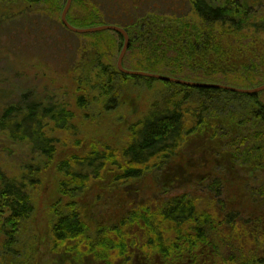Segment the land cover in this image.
I'll return each mask as SVG.
<instances>
[{
	"label": "rangeland",
	"instance_id": "rangeland-1",
	"mask_svg": "<svg viewBox=\"0 0 264 264\" xmlns=\"http://www.w3.org/2000/svg\"><path fill=\"white\" fill-rule=\"evenodd\" d=\"M62 1L51 0L49 8L41 0L38 5L48 11L45 14L37 13L8 24L0 23V111L25 93L58 103L73 113L68 129H56L54 122H49L44 128V132L53 138L56 149V155L51 160L38 155L36 160L40 161H34L37 154H31L32 151L26 145L18 148L3 137L0 138L2 171L10 177L19 176L27 165L31 166L26 168L32 173L31 177H38L37 183L26 187L33 212L20 227L21 234L17 236L16 243L10 244L5 240L0 223V264H153L155 260L149 259L148 251L143 249L149 260L140 247L138 250L137 246L132 245L133 241L139 245L143 240V234L133 225L126 227L130 230L122 232L116 239L118 244L126 246V252L119 246L106 249L99 247L104 255L101 259L95 257L93 261L85 258L86 252H81L82 246H85L81 238L78 241L54 242L52 224L71 200L90 229L100 225H116L122 216L137 209L140 204L159 205L174 195L184 194L207 214L214 212L221 215L233 211L240 213L244 220H260L264 232V138H261L264 129L259 128L260 123L253 111L257 109L255 106L258 103H264V90L258 92L257 102L245 99L242 104L230 108V112L222 114L199 110L197 104L186 100L181 109L185 113L187 125H195V128L172 156L158 159L144 175L130 180L119 179V164L108 163L101 171V176L92 179L76 196L70 198L62 194L60 183L65 178L64 172L59 169L62 160L69 159L73 154L83 156L91 145L101 148L107 144L121 153L127 142L128 127L143 118L152 104L161 102L171 92V87L159 79L138 81L119 70L117 59L124 41L121 39L118 44L112 40L115 38L113 35H108V38H103V60L125 76L114 84L117 97L113 96V92L106 95L102 80L97 75L96 61L92 60L94 56L77 54L79 48L86 44L80 34L90 32L73 34L64 29L61 24ZM5 2L0 4V19L17 11L23 4L12 0ZM155 2L159 3V0ZM251 2L254 11L264 13V0ZM179 5L184 13L183 17L177 19L179 26L186 24L191 28L198 17L186 1ZM163 8L166 13H170L167 7ZM180 19L181 22L178 21ZM237 37L239 39L233 46V54L237 51L239 62L241 58L244 63L242 67H237L239 69H234L241 73L237 75L238 79L244 78L243 74H246L249 80L241 88L264 84V32L256 31L251 26L242 28ZM102 47L101 44V53ZM127 50L128 47L123 56H126V62L123 63L122 58L121 63L130 69L129 61L135 59V55ZM166 52L168 58L175 56L174 50ZM244 65L251 70H240ZM196 74L190 72L188 78L194 81ZM197 76L203 77L200 72ZM200 82L212 81L202 79ZM79 97L85 98L84 106L79 105ZM112 97L116 101L112 102ZM255 133L260 134V139L256 141L253 139ZM41 161L44 162L42 166ZM118 162L123 164L122 157L118 158ZM225 226L228 227L227 231L217 232V236L210 239L213 244L194 246L182 258L169 259V264H241L242 259L232 255L233 246L238 250L247 249L245 244H250L251 239V247H254L256 237L249 235L248 228L244 229L241 224L227 222ZM110 235L112 238L116 236L113 233ZM262 243L257 253V264H264ZM134 250L137 256H131ZM241 257L247 260L249 251L247 254L241 252Z\"/></svg>",
	"mask_w": 264,
	"mask_h": 264
},
{
	"label": "trees",
	"instance_id": "trees-1",
	"mask_svg": "<svg viewBox=\"0 0 264 264\" xmlns=\"http://www.w3.org/2000/svg\"><path fill=\"white\" fill-rule=\"evenodd\" d=\"M12 1H19L23 4L17 11L0 19L1 24L24 19L32 14H45L46 10L38 5L41 0ZM42 1L51 8V0ZM164 1L159 0V3H156L155 0H73L66 18L71 25L81 28L107 23L122 27L127 32L130 41L126 52L135 55V59L129 61L128 68L130 69L173 77L179 76L184 80L190 79L188 78L190 72L194 74L200 72L203 77L196 74L194 81L198 82L203 79L235 87L240 85V88L248 83L246 74L243 76L247 78H237V75L241 73L234 68L242 67L244 62L241 58L239 62L237 51L233 54V46L239 39L237 33L242 28L254 26L256 31L264 32V13L259 14L258 10L254 11L251 0H172L170 3ZM185 1L189 3L190 9L198 17V21L192 23L195 27L190 28L186 24L179 26L177 22V19L184 15L179 4ZM3 3H6L5 0H0V4ZM64 4L63 0L61 7ZM163 7H167L170 13H166ZM178 21L181 22V19ZM61 24L66 31L75 34L63 23ZM80 35L85 38L86 44L79 48L77 54L86 55L87 53L89 56L90 54L94 56L92 60L96 61L97 75L102 80V89L105 90L106 95L113 92V96L117 97L114 84L125 74L119 73L104 62L105 42L103 38L113 35L115 38L112 40L119 44L123 39L122 34L108 29ZM101 44L103 45L102 53ZM169 49L174 50L175 53L172 59L167 57L166 51ZM231 61H233L232 65ZM124 62H126V56L123 58ZM242 69L251 70L247 65L240 68ZM126 76L131 75L126 74ZM131 77L134 80L148 82L156 79L139 75ZM164 83L171 87L170 94L164 96L161 102L156 101L152 104L143 118L128 127L127 142L121 153L107 144H103L101 148L91 145L83 156L73 154L69 159L59 163V169L64 172L65 176L60 183L63 195H68L70 198L76 196L87 187L92 179L101 176V171L108 163L119 164L121 172L118 178L130 180L144 175L145 171L158 159H168L172 156L185 137L195 128V125H187L185 113L181 109L186 100L197 104L199 110H211L222 114L239 103L242 104L245 99L256 101L258 94L255 92L253 94L240 93L214 87H194L170 81ZM114 97L111 98L112 102L116 101ZM79 99V105L84 106L85 98L79 97ZM255 108H257L253 110L256 113L255 119L260 123L259 128L264 129V103H258ZM72 116L71 111L58 103L54 104L34 94L28 96L24 93L1 109L0 138L3 137L10 145L18 148L26 145L32 151L31 154H37L34 161H40V159L36 160L38 155H44L46 159L51 160L56 155V149L52 143L53 138L44 132V128L49 122H54L56 129L66 130L70 127L69 120ZM255 134H253V139L255 138L256 141L260 139V134ZM261 138H264V135ZM119 157H122L123 164L118 162ZM32 161L33 159L30 160ZM29 167L31 166L25 165L19 176L14 177L7 176L0 168L1 232L10 244L17 242V236L21 234L20 227L33 212L26 187L37 183L38 177H31L32 173L26 169ZM227 222L241 224L244 229L248 228L249 235H255L254 247H251L252 240L250 239V244H245L247 249L238 250L233 246L232 255L242 259L241 264H257L259 262L258 249L263 246L262 242H264L260 220H244L240 213L236 214L233 211L221 215L214 214V212L207 214V211L198 209L196 203L184 194L174 195L159 205L140 204L137 209L128 211L122 216L116 225H100L94 229L89 228L71 200L66 204L65 210L54 220L51 232L54 242L57 243L78 241L77 239L81 238L85 241L81 252H86L84 253L85 258L93 261L95 257L96 259L103 257L104 252H101L100 248L119 246L126 252V246L122 243L118 244L116 239H119V234L122 232L130 230L126 227L133 225L143 234L141 238L143 240L139 245L133 241L132 245L137 246L138 250L140 247L145 258H147L146 252L148 251L149 259L155 260L153 264H164V261L165 264H169V259L182 258L184 253H190L194 246L213 244L210 239L215 238L217 232L227 231L228 227L225 226ZM112 233L116 235L114 238L110 235ZM228 238L231 240L230 237ZM225 241L228 242V239ZM218 242L220 243V240ZM248 251L249 257L244 260L241 252L247 254ZM151 253L154 255L152 258ZM133 254L138 255L136 250L131 256Z\"/></svg>",
	"mask_w": 264,
	"mask_h": 264
},
{
	"label": "water",
	"instance_id": "water-1",
	"mask_svg": "<svg viewBox=\"0 0 264 264\" xmlns=\"http://www.w3.org/2000/svg\"><path fill=\"white\" fill-rule=\"evenodd\" d=\"M72 3V0H66L63 8H62V14H61V22L72 32H78V33H86V32H97V31H101V30H114V31H117V32H120L122 35H123V46L120 50V54L118 56V59H117V63H118V68L119 70H121L123 73L125 74H128V75H139V76H147V77H151V78H156V79H159L161 81H170V82H174V83H181V84H184V85H191V86H194V87H214V88H223V89H226V90H229V91H236V92H240V93H254V92H258V91H262L264 90V84H261V85H258V86H255L254 88H239V87H235V86H228V85H225V84H222V83H214V82H195V81H192V80H183L181 78H178V77H173V76H170V75H163V74H160V73H151V72H147V71H140V70H134V69H127L123 66V64L121 63L122 61V58L125 54V50L127 49L128 47V35H127V32L125 30H123L122 27L120 26H116L114 24H99V25H96V26H89V27H85V28H81V27H77V26H73L70 24L69 21H67L66 19V14L68 12V9L70 7Z\"/></svg>",
	"mask_w": 264,
	"mask_h": 264
},
{
	"label": "bare ground",
	"instance_id": "bare-ground-1",
	"mask_svg": "<svg viewBox=\"0 0 264 264\" xmlns=\"http://www.w3.org/2000/svg\"><path fill=\"white\" fill-rule=\"evenodd\" d=\"M124 30V29H123ZM101 31H103V30H101ZM255 87V86H254ZM259 92V91H258ZM258 92H255V93H258ZM253 94V93H252Z\"/></svg>",
	"mask_w": 264,
	"mask_h": 264
}]
</instances>
